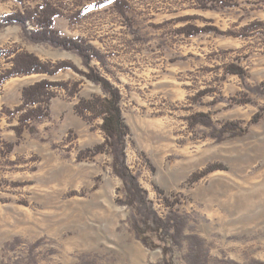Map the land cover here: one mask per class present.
Returning a JSON list of instances; mask_svg holds the SVG:
<instances>
[{"label":"rangeland","instance_id":"rangeland-1","mask_svg":"<svg viewBox=\"0 0 264 264\" xmlns=\"http://www.w3.org/2000/svg\"><path fill=\"white\" fill-rule=\"evenodd\" d=\"M45 1L60 10L55 27L62 34L84 37L106 57L105 66L95 59L90 64L121 90L132 131L127 163L159 213L167 208L156 185L180 199L178 206L190 215L188 231L205 238L213 260H264V0H209L208 8L197 0H130L126 15L114 0H0V19L39 11ZM255 21L263 24L239 35ZM188 23L237 34L186 36L180 29ZM35 28L34 22L28 30L0 24V48L76 68L18 75L2 84L0 264L159 261L161 249L135 235L113 156L78 157L106 139L101 117L89 120L76 111L82 98L104 95L102 85L88 78L91 69L79 53L33 38ZM10 65L0 56V69ZM231 65L242 73H230ZM42 79L69 82L77 91L57 89L50 117L18 136V117L6 109L22 102L24 87ZM198 113L213 125L195 122ZM259 113L262 119L252 123ZM227 122L247 130L221 132ZM9 143L14 149L6 153ZM186 252V246L175 252L176 264H187Z\"/></svg>","mask_w":264,"mask_h":264},{"label":"trees","instance_id":"trees-1","mask_svg":"<svg viewBox=\"0 0 264 264\" xmlns=\"http://www.w3.org/2000/svg\"><path fill=\"white\" fill-rule=\"evenodd\" d=\"M114 1L117 10L126 15L130 0ZM197 1L203 8L210 7L209 0ZM59 14L60 10L58 8L49 1H45V5L39 11L25 10L6 14L0 19V24L19 23L28 30V23L34 22L36 28L31 30L30 34L33 38L79 53L91 69L90 72L86 73L88 78L102 85L104 95L82 98L76 105V111L89 120L101 117L103 120L101 129L105 132L106 139L94 147L81 150L78 157L79 159L94 157L102 152H108L113 156L114 173L122 178L126 189V197L122 202L133 209L131 219L136 237L150 249H161L162 251L161 259L151 264H176L175 252L182 250L184 246L187 248L185 255L187 264H264V260L259 258H250L246 262H239L229 257L213 260L205 238L199 233L188 231L190 215L178 206L181 203L180 199L177 197L173 199L164 189L156 185V189L162 195L164 205L167 208L165 214L159 213L153 201L149 198L148 191L141 185L138 175L133 172L127 163L126 147L132 131L123 115L121 90L90 64L95 59L105 66L106 57L84 37H71L62 34L55 27V17ZM186 18H190V16ZM261 24H263L261 21L252 22L239 35H247L246 32ZM180 32L186 36L210 32L237 34L233 31H223L212 24L199 26L192 23L181 27ZM0 56L8 57L11 62L10 66L0 69V90L2 84L14 76L32 73L56 74L63 69L76 68L68 61L45 62L33 53L20 50L11 51L0 48ZM228 70L230 73H242V69L238 65H231ZM71 87L72 84L69 82L50 79H42L24 87L22 102L14 109H6L7 114L17 115L18 117V124L15 126L18 136H22L26 129L34 131L36 123L50 117L51 104L57 96V89L63 88L74 94L77 91L76 87L73 85L75 91H70ZM262 115L263 113L255 115L251 122H259ZM192 118L195 122L213 125L210 116L206 113L195 114ZM246 130L236 122H227L222 127L221 132L228 131L236 135L244 134ZM13 149L14 145L9 143L6 153L13 151ZM216 168L214 165L201 172L194 173L191 181H198L206 173Z\"/></svg>","mask_w":264,"mask_h":264}]
</instances>
